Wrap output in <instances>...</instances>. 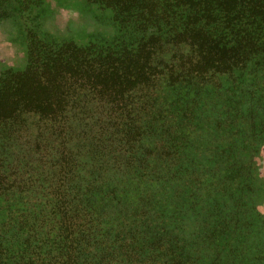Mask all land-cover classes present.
<instances>
[{
    "label": "trees",
    "instance_id": "obj_1",
    "mask_svg": "<svg viewBox=\"0 0 264 264\" xmlns=\"http://www.w3.org/2000/svg\"><path fill=\"white\" fill-rule=\"evenodd\" d=\"M88 1L117 35L0 75V264H264V0Z\"/></svg>",
    "mask_w": 264,
    "mask_h": 264
},
{
    "label": "rangeland",
    "instance_id": "obj_2",
    "mask_svg": "<svg viewBox=\"0 0 264 264\" xmlns=\"http://www.w3.org/2000/svg\"><path fill=\"white\" fill-rule=\"evenodd\" d=\"M31 1L26 4L20 0H0V75L9 69L18 70L25 66L33 39L55 44L73 40L84 45L91 40L112 39L118 33L112 12L109 9L103 11L88 0ZM255 97L246 95L248 99L240 101L236 112L238 117H244L241 120L250 119V113L261 115L251 119L259 123L258 119L264 118V99L259 101ZM0 153L12 160L10 151H3L1 144ZM252 160L256 171L254 180L263 188L252 195V202L264 215V146ZM263 246L260 249L264 250Z\"/></svg>",
    "mask_w": 264,
    "mask_h": 264
}]
</instances>
